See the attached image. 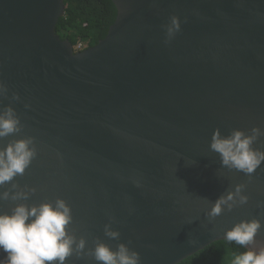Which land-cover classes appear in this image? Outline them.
<instances>
[{
  "label": "water",
  "instance_id": "95a60500",
  "mask_svg": "<svg viewBox=\"0 0 264 264\" xmlns=\"http://www.w3.org/2000/svg\"><path fill=\"white\" fill-rule=\"evenodd\" d=\"M112 2L106 38L78 50L56 33L64 0H0V113L11 107L20 121L0 150L30 140L36 153L0 185V214L63 200L75 239L65 264H102L98 243L125 244L141 264H179L251 219L258 250L264 163L249 177L210 145L217 130L259 128L252 147L264 151V0Z\"/></svg>",
  "mask_w": 264,
  "mask_h": 264
},
{
  "label": "clouds",
  "instance_id": "9594fccd",
  "mask_svg": "<svg viewBox=\"0 0 264 264\" xmlns=\"http://www.w3.org/2000/svg\"><path fill=\"white\" fill-rule=\"evenodd\" d=\"M173 30H179V21L175 17L172 19V27L168 29L169 34ZM19 124L14 109L6 108L0 113V138L18 132ZM251 132V135H245L236 130L229 137L221 138L217 130L210 145L220 155L224 166L249 177L264 163V151L252 147L262 134L261 130L253 128ZM30 143V140H18L0 150V185L12 181L17 175H23L30 166L36 155L35 150L30 148ZM243 190L242 185H237L236 195L240 196L241 205L248 202V197L241 194ZM21 196L27 198L23 194L12 198L15 200ZM0 199H8V193L5 192ZM233 199L232 193L226 198L221 197L209 215L219 216L223 211L222 205ZM230 208L229 205V210ZM71 221V209L63 200H57L55 206L44 203L29 208L20 204L11 214H0V251L5 254L4 259H0V264H65L73 253L75 243L74 237L67 233V226ZM261 227L259 220L251 219L235 224L225 233L226 241L245 249L232 259L231 264H264V244L258 250L255 247L261 243L255 239ZM105 232L110 238L119 237L118 232L110 231L107 226ZM84 247L85 242L81 240L76 245V250L82 251ZM93 255L102 264H141L139 253L130 250L125 244H120L113 251L107 245L98 243Z\"/></svg>",
  "mask_w": 264,
  "mask_h": 264
},
{
  "label": "trees",
  "instance_id": "16d2710c",
  "mask_svg": "<svg viewBox=\"0 0 264 264\" xmlns=\"http://www.w3.org/2000/svg\"><path fill=\"white\" fill-rule=\"evenodd\" d=\"M66 10L57 25L56 33L62 40H69L77 49L97 45L106 38L117 18L112 0H64ZM245 249L218 241L179 264H231L232 259Z\"/></svg>",
  "mask_w": 264,
  "mask_h": 264
},
{
  "label": "built area",
  "instance_id": "2783aa9c",
  "mask_svg": "<svg viewBox=\"0 0 264 264\" xmlns=\"http://www.w3.org/2000/svg\"><path fill=\"white\" fill-rule=\"evenodd\" d=\"M82 48H83V47L80 45L79 48H77V49H78V50H83Z\"/></svg>",
  "mask_w": 264,
  "mask_h": 264
},
{
  "label": "bare ground",
  "instance_id": "6f19581e",
  "mask_svg": "<svg viewBox=\"0 0 264 264\" xmlns=\"http://www.w3.org/2000/svg\"><path fill=\"white\" fill-rule=\"evenodd\" d=\"M188 259V258H187Z\"/></svg>",
  "mask_w": 264,
  "mask_h": 264
}]
</instances>
